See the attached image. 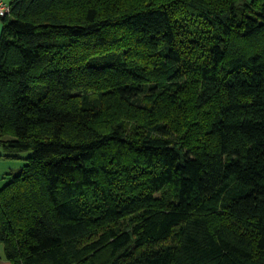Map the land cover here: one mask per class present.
<instances>
[{"label":"trees","instance_id":"16d2710c","mask_svg":"<svg viewBox=\"0 0 264 264\" xmlns=\"http://www.w3.org/2000/svg\"><path fill=\"white\" fill-rule=\"evenodd\" d=\"M11 264H264V0H9Z\"/></svg>","mask_w":264,"mask_h":264},{"label":"rangeland","instance_id":"374dc122","mask_svg":"<svg viewBox=\"0 0 264 264\" xmlns=\"http://www.w3.org/2000/svg\"><path fill=\"white\" fill-rule=\"evenodd\" d=\"M9 1V0H5ZM1 28V20H0ZM30 155V151L19 150L9 151L6 150L3 144L0 143V187L7 182L11 174L19 172L25 163V158ZM0 246H2L0 244Z\"/></svg>","mask_w":264,"mask_h":264},{"label":"built area","instance_id":"2783aa9c","mask_svg":"<svg viewBox=\"0 0 264 264\" xmlns=\"http://www.w3.org/2000/svg\"><path fill=\"white\" fill-rule=\"evenodd\" d=\"M11 10L10 4L8 1L0 0V17L9 15Z\"/></svg>","mask_w":264,"mask_h":264},{"label":"crops","instance_id":"0c3cea01","mask_svg":"<svg viewBox=\"0 0 264 264\" xmlns=\"http://www.w3.org/2000/svg\"><path fill=\"white\" fill-rule=\"evenodd\" d=\"M0 264H11L10 261L5 257L2 246H0Z\"/></svg>","mask_w":264,"mask_h":264}]
</instances>
